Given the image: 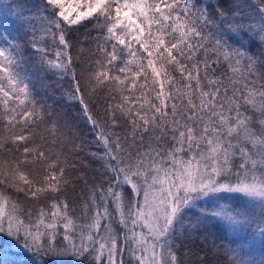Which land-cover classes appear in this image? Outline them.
<instances>
[{"label":"snow or ice","instance_id":"obj_1","mask_svg":"<svg viewBox=\"0 0 264 264\" xmlns=\"http://www.w3.org/2000/svg\"><path fill=\"white\" fill-rule=\"evenodd\" d=\"M0 237L264 264V0H0Z\"/></svg>","mask_w":264,"mask_h":264},{"label":"trees","instance_id":"obj_2","mask_svg":"<svg viewBox=\"0 0 264 264\" xmlns=\"http://www.w3.org/2000/svg\"><path fill=\"white\" fill-rule=\"evenodd\" d=\"M9 244H10V241L7 238L0 237V249L7 248Z\"/></svg>","mask_w":264,"mask_h":264}]
</instances>
